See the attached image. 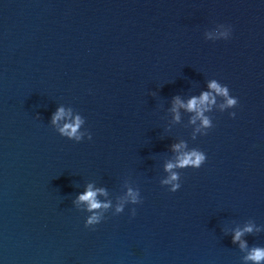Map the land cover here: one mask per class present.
<instances>
[{
  "label": "water",
  "instance_id": "1",
  "mask_svg": "<svg viewBox=\"0 0 264 264\" xmlns=\"http://www.w3.org/2000/svg\"><path fill=\"white\" fill-rule=\"evenodd\" d=\"M205 92L207 128L176 103ZM177 144L204 163L166 171ZM89 185L107 209L77 203ZM255 247L264 0H0V264H252Z\"/></svg>",
  "mask_w": 264,
  "mask_h": 264
},
{
  "label": "clouds",
  "instance_id": "2",
  "mask_svg": "<svg viewBox=\"0 0 264 264\" xmlns=\"http://www.w3.org/2000/svg\"><path fill=\"white\" fill-rule=\"evenodd\" d=\"M208 87L218 94L219 96H222L225 98L226 103L222 105V107H232L237 104V100L234 98H230L228 95V88L227 86H221L215 81H212L209 83ZM176 103L180 107L186 108L189 112H195L196 117L195 119H200L201 124L203 127H210V121L207 117L203 116V113L207 110H209V107L215 103L214 97L209 93L205 92L200 95L199 98L193 97L191 98L187 104H180L179 100L177 99ZM208 107H205V106ZM175 111V109H173ZM66 115L63 108H60L56 111L54 116L52 117V123L56 124L61 118H63ZM235 113H231L230 116L234 117ZM178 119V117H177ZM195 119L192 121L195 122ZM82 121L79 117H76L74 122L72 123H66L62 128L59 129L60 133L62 135L68 136V137H76L79 139V136L77 135V130L79 129ZM185 147L184 144H177L173 146V151H176L180 153L177 156L176 163H168L165 166L166 171H171L173 168H184L191 166L193 168H199L202 163L205 161V155L201 153L200 151L192 150L188 152H182L181 150ZM178 177L176 174H172L168 180H165L164 183H171L175 180H177ZM179 185L173 184L172 190L175 191L176 188H178ZM97 195H104V192L102 189L93 190L92 186L89 185L88 189L78 197L77 203H85L87 205L88 211H94L97 209H107L109 207V204H102L97 201L96 197ZM128 196L132 198V202L135 203L136 198L135 194L129 190ZM117 212L121 211V208L116 209ZM100 220V217L98 215H91L87 220V225H93L98 223ZM253 231V228L251 226L245 227L242 231H236L233 236V243L240 240V237L244 233H251ZM240 247L243 249L246 247V244L241 242ZM246 261H251L252 264H260L261 261H264V248L255 247L249 250L248 255L245 257Z\"/></svg>",
  "mask_w": 264,
  "mask_h": 264
}]
</instances>
